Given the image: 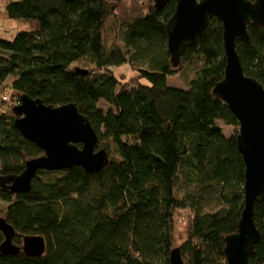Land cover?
Wrapping results in <instances>:
<instances>
[{"label": "trees", "instance_id": "1", "mask_svg": "<svg viewBox=\"0 0 264 264\" xmlns=\"http://www.w3.org/2000/svg\"><path fill=\"white\" fill-rule=\"evenodd\" d=\"M0 1L5 20L24 27L12 39L0 33V178L44 154L15 126L23 94L75 103L109 155L97 173L39 170L26 193L0 185L14 242H46L40 257L0 251V264H170L183 223L186 264H228L225 237L238 231L245 206V163L239 121L213 92L227 64L222 23L213 18L175 67L166 30L174 0L162 9L153 0ZM249 34L237 52L244 73L264 85V26L251 23ZM123 65L127 77L117 74ZM188 69L189 88L168 85ZM254 219L262 239L249 260L264 264V193Z\"/></svg>", "mask_w": 264, "mask_h": 264}, {"label": "water", "instance_id": "2", "mask_svg": "<svg viewBox=\"0 0 264 264\" xmlns=\"http://www.w3.org/2000/svg\"><path fill=\"white\" fill-rule=\"evenodd\" d=\"M153 1L157 9H162L171 0ZM174 1L176 9L168 19L166 30L168 49L175 67L213 18L216 17L223 26L227 64L225 75L213 92L227 103L239 121L238 149L245 163V206L238 231L225 237V253L228 264H251L249 257L262 239L254 219V206L264 193V85L244 73L237 41L250 44L249 25L264 26V0ZM13 111L17 116L16 128L44 154L29 159L20 174L2 176V187H9L14 193H26L31 190L32 179L39 170L81 166L89 173H97L108 164L107 151L97 147V132L75 103L47 105L42 99L23 94ZM0 232L4 236L0 245L4 255L24 252L27 256L40 257L45 254L43 236H22L23 243L16 244V230L2 216ZM170 264H186L179 246L171 250Z\"/></svg>", "mask_w": 264, "mask_h": 264}, {"label": "rangeland", "instance_id": "3", "mask_svg": "<svg viewBox=\"0 0 264 264\" xmlns=\"http://www.w3.org/2000/svg\"><path fill=\"white\" fill-rule=\"evenodd\" d=\"M2 2V1H0ZM3 10V6L0 7V33L3 34V36L7 39H12L14 37V35L20 31L21 29H23L24 27H22L21 24L16 23V21L14 20H10L7 18V20H5V14L2 13ZM4 19V20H3ZM78 66H83L81 63L78 62V64H76ZM120 69V68H118ZM122 71H120L121 73H117L119 75V77H127L129 76L132 71L131 68L127 67H123L121 68ZM190 74H187V71L184 70L182 73H176L174 75H170L167 78V83L170 86H176V87H180V88H189L190 87V78L192 77V69H188ZM144 84H149L148 81L143 80L142 81ZM9 93V92H8ZM100 105L107 107V104L105 102H100ZM223 128H224V132L226 133L227 136L234 134V127H226L225 125H223L222 123H220ZM0 206L2 207L3 204L0 203ZM184 223L183 225H179L176 228V234H175V246L178 247L182 241V239L184 238Z\"/></svg>", "mask_w": 264, "mask_h": 264}, {"label": "crops", "instance_id": "4", "mask_svg": "<svg viewBox=\"0 0 264 264\" xmlns=\"http://www.w3.org/2000/svg\"><path fill=\"white\" fill-rule=\"evenodd\" d=\"M127 66L130 68L129 65H123V66L119 67L120 69H116V71L118 70L117 72H118V73H121V72H120V71H122L121 68H123V67H127Z\"/></svg>", "mask_w": 264, "mask_h": 264}, {"label": "bare ground", "instance_id": "5", "mask_svg": "<svg viewBox=\"0 0 264 264\" xmlns=\"http://www.w3.org/2000/svg\"><path fill=\"white\" fill-rule=\"evenodd\" d=\"M118 71V70H117Z\"/></svg>", "mask_w": 264, "mask_h": 264}]
</instances>
